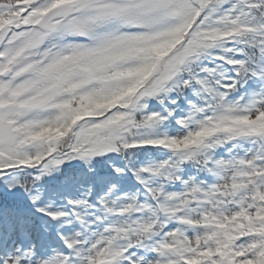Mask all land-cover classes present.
<instances>
[{
	"label": "snow or ice",
	"instance_id": "snow-or-ice-1",
	"mask_svg": "<svg viewBox=\"0 0 264 264\" xmlns=\"http://www.w3.org/2000/svg\"><path fill=\"white\" fill-rule=\"evenodd\" d=\"M0 264H264V0H0Z\"/></svg>",
	"mask_w": 264,
	"mask_h": 264
}]
</instances>
